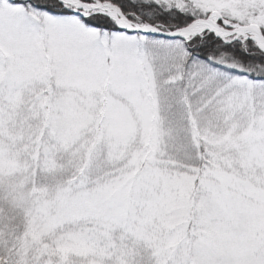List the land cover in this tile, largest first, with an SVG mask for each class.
<instances>
[{
  "label": "snow or ice",
  "instance_id": "obj_1",
  "mask_svg": "<svg viewBox=\"0 0 264 264\" xmlns=\"http://www.w3.org/2000/svg\"><path fill=\"white\" fill-rule=\"evenodd\" d=\"M0 264H264V0H0Z\"/></svg>",
  "mask_w": 264,
  "mask_h": 264
}]
</instances>
